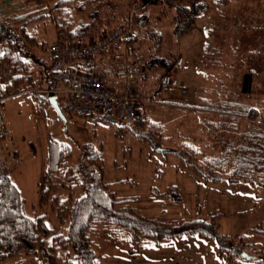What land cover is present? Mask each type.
<instances>
[{
  "label": "rangeland",
  "instance_id": "obj_1",
  "mask_svg": "<svg viewBox=\"0 0 264 264\" xmlns=\"http://www.w3.org/2000/svg\"><path fill=\"white\" fill-rule=\"evenodd\" d=\"M57 1L0 0V10L9 15L15 11L32 15L52 10ZM136 1L120 0L127 16L134 11H145L149 18L147 25L162 35L160 48H156L157 41L148 38L143 27H133L129 21L119 23L131 29L129 38L119 42L125 45V59L131 61L128 55L132 53L133 58L142 63L140 81L148 84L152 88L149 92L154 93L147 99L162 105L157 109L153 106L146 108V104L143 106L142 116L138 118L142 124L139 131L112 116L100 119L73 116L65 112V95L60 94L57 102L65 115L64 124L56 109L42 99L46 93L39 91L45 85L49 65L46 48L56 37V28L50 20L29 26L28 30L36 36L35 45L28 51L35 61H31L35 83L22 92L0 98L13 145L22 156L21 163L12 168L11 176L23 197L25 213L31 217L42 214L54 232L67 233L68 220L60 222L51 206L41 203L39 197L49 138L70 145L72 156L69 160L74 165L81 152L78 143L91 142L100 149L103 180L108 188L115 196L130 198L125 204L133 206L139 213L167 221L193 217L209 219L215 214L220 233L228 235L229 241L234 242L241 236L243 240L251 241L253 247L262 245L264 231L255 229V225L264 227V193L251 200L252 187L248 184L242 188H239L241 185L232 188L227 182L195 184L193 181L197 176L186 175L182 161L167 150L184 149L195 154L201 163L206 158L219 157L223 153L222 144H225L234 149L232 159L227 158L228 163H233L235 157L238 161L245 152L250 154L257 149L249 133L250 128L257 126V120L235 113L225 115L204 106L253 107L258 110L257 118L264 121V0H227L224 6L214 0H205V10L190 18L183 29L174 16V4L170 6L167 0L161 3L139 0L135 6ZM186 1L190 5L194 0ZM3 16L0 21H4ZM178 56L187 63L186 68L171 66ZM163 72L176 78L177 85L159 89L158 79ZM185 84L188 87L184 91ZM229 136L233 139L232 144L225 141ZM227 172L220 171L222 175ZM170 185L178 188L182 196L180 201L152 194V188L163 192ZM261 190L257 189L258 192ZM233 191L234 195L230 196ZM60 195L65 196L66 192ZM118 226L101 223L87 229L98 253L111 249L110 258L105 261L102 257L97 264H112L119 256L108 242L115 240L114 237L129 235ZM187 239L182 236L170 245H186ZM193 239L198 243H192L199 247L193 251L192 259H197L199 264H221L212 238L194 236ZM199 239H203L204 246ZM209 240L214 241L215 247ZM49 241L47 238L46 243ZM122 247L116 246L117 249ZM137 252L133 259L123 264H138L137 259L143 251L137 247L131 249V253ZM152 252L159 256L163 248ZM54 255L58 264H78L70 247L57 248ZM2 264L45 262L41 254L36 253L19 254L7 258ZM224 264L254 263L250 259L234 258Z\"/></svg>",
  "mask_w": 264,
  "mask_h": 264
},
{
  "label": "trees",
  "instance_id": "obj_2",
  "mask_svg": "<svg viewBox=\"0 0 264 264\" xmlns=\"http://www.w3.org/2000/svg\"><path fill=\"white\" fill-rule=\"evenodd\" d=\"M157 1L161 3L163 0ZM167 2L170 6L174 4V16L180 29L185 27L190 18L203 12L206 3L205 0H194L190 5L186 4V0ZM214 2L224 6L227 0ZM123 7L120 0H58L52 10L44 13L31 15L15 11L9 15L0 10V16L4 15V21H0V98L5 99L22 92L35 83L31 66V61H35L28 51L35 45L36 36L28 28L45 20H50L56 28V37L76 43H84L92 36L129 21L133 27H143L148 38H155L157 41L156 48H160L162 35L154 31L151 25H147L149 18L146 12L134 11L127 16ZM120 41L121 39L114 43ZM129 49L131 51V47ZM107 54L108 52L105 56ZM165 65L164 63L163 66ZM45 81V86L50 87L49 71ZM42 99L48 101L47 96L43 95ZM204 108L225 115L235 113L257 120V126L250 128L252 131L249 132L257 149L250 154L245 152L240 161L235 157L233 163H228L227 158L232 159L234 149L222 143L223 153L219 157L215 155L201 163L195 154L184 149L167 151L174 153L184 165L192 167L206 182L226 181L231 185L251 184L264 188V121L257 118L258 110L244 105H207ZM109 116L117 118L111 111L91 118ZM140 122L141 119H135L127 125L139 131L142 129ZM225 141L233 143L230 136ZM78 145L81 152L74 165L69 160L72 156L70 145L59 143L50 137L47 160L41 176L40 201L51 206L60 222L68 220L67 233L64 235L54 232L44 215L31 217L26 214L24 200L17 185L9 176L0 178V264L19 254L36 253L41 254L45 264H58L54 251L67 247L73 251L78 264H97L103 254L94 249L87 229L91 225L101 223L108 226L119 225L135 244L148 241L159 245L165 240L181 236L210 237L217 245L221 264L234 258H245L241 256L242 252L247 253L246 259H250L254 264H264V243L253 247L251 241L243 240L241 236L234 242L229 241L228 235L220 233L215 214L209 219L193 217L167 221L139 213L133 206L125 204L130 198L115 196L103 180L100 149L91 142ZM219 170L228 172L222 175ZM151 190L156 197H169L176 201L182 199L176 185H170L163 192L155 188ZM63 191L66 192L65 196L60 195ZM255 229L264 231L263 226L255 225ZM47 238L50 239L48 244Z\"/></svg>",
  "mask_w": 264,
  "mask_h": 264
},
{
  "label": "built area",
  "instance_id": "obj_3",
  "mask_svg": "<svg viewBox=\"0 0 264 264\" xmlns=\"http://www.w3.org/2000/svg\"><path fill=\"white\" fill-rule=\"evenodd\" d=\"M139 0L134 3L136 6ZM131 29L120 24L109 31L92 36L84 43H76L55 37L48 46L50 87L39 89L47 95H65V112L83 118H91L105 111H111L124 124L140 118L147 98L154 95L144 93L137 85L135 75L138 68L124 64L112 66L103 64L95 67L110 46L127 39ZM174 68H186L187 63L181 56L171 63ZM177 79L163 72L158 79L159 89L177 85ZM22 156L13 145L4 112L0 104V178L8 176L14 166L21 163Z\"/></svg>",
  "mask_w": 264,
  "mask_h": 264
},
{
  "label": "crops",
  "instance_id": "obj_4",
  "mask_svg": "<svg viewBox=\"0 0 264 264\" xmlns=\"http://www.w3.org/2000/svg\"><path fill=\"white\" fill-rule=\"evenodd\" d=\"M118 43H113L110 46L108 54L106 56L104 55L103 57L98 59V62L96 63L95 67L97 69H99L103 64H111L112 66H122L124 64L134 65L138 68V72L135 75L137 85L141 91H143L144 93H146V92L148 93L152 88H150V86H148V84H145L144 82L142 83L140 81V77H142V72H141V68H143V67H141L142 63L140 64L138 59L133 58L132 54L130 56L128 55V58H130L129 60H131V61L126 60L125 59L126 50L124 47L125 45H123L122 43H119V44ZM48 71H49V66L47 67V72ZM43 87H45V85ZM187 87H188V85L185 84L182 89L185 91L187 89ZM58 96H57V98H58ZM147 101H148V99L144 103V105L146 104L145 105L146 108L149 106H153V108L157 109L158 107L162 106V105H159L157 103H154V101H151V102L148 101V103H146ZM28 152L29 151H25L24 153H28ZM182 168H183L182 170L185 172V174L190 175L191 178L194 176H197L195 181H193V182H195V184H202V182H205L204 184H206V185H211V184L214 185V184H219L221 182H226V181L206 182L202 179V177L192 167L184 165V167H182ZM191 170L194 171L196 173V175L195 174L192 175ZM12 173L13 172H11L9 174V177L11 178V180H12V176H11ZM229 185H231V184H229ZM249 185H250V187H252L251 200L253 197L255 199H258L260 197L259 195L264 193V188L252 186L251 184H249ZM234 186L235 185H232V188H237ZM244 186H247V185L243 184V185L239 186V188H242ZM257 189H263V190L258 192ZM232 194L234 195V191L230 193V196ZM117 230L122 233V231H120V229H117ZM114 231H116V229ZM114 238H115V240L111 239L108 243L111 244L115 248V250L119 253V256L113 260L112 264H123L125 261L133 259L134 255L139 253V252L131 253V249H133L135 247L141 248V250L143 251V253H140L139 258L137 259L138 264H179V263H181V264H199L197 259L196 260L192 259V257L194 256L193 251L197 247H199V245L195 246L192 243V241L198 243L197 241H195L193 239L194 236H187L188 241H186V245L179 246V247L175 246V245H170V243L174 239L182 238V236L174 238V239L165 240L159 245L151 244L148 241H142V242L135 244L130 240L129 236H127L125 234L122 236L120 235L118 237H114ZM199 240H200L199 241L200 244H202V246H204L205 244L202 243L203 239H199ZM209 242H210L212 247H215V243L213 240L212 241L209 240ZM129 243H131L132 245H130ZM121 245L123 246L121 249L116 248V246H121ZM153 248H155V249L163 248L162 254L159 256L155 255V253L152 252L153 250H155ZM145 250H147L148 252H145ZM189 250H191V253H186ZM115 255H118V254H115ZM183 255H185V258L182 257ZM110 256H111V249H109L107 252L104 251L103 256H102L104 258H102V260L106 261L108 258H110Z\"/></svg>",
  "mask_w": 264,
  "mask_h": 264
},
{
  "label": "water",
  "instance_id": "obj_5",
  "mask_svg": "<svg viewBox=\"0 0 264 264\" xmlns=\"http://www.w3.org/2000/svg\"><path fill=\"white\" fill-rule=\"evenodd\" d=\"M48 102L56 109L58 115L60 116V118L62 119L63 123H66V119H65V115L62 112L61 108L59 107L58 103H57V99L55 95H50L48 97ZM242 257L248 258V254L245 252L241 253Z\"/></svg>",
  "mask_w": 264,
  "mask_h": 264
}]
</instances>
